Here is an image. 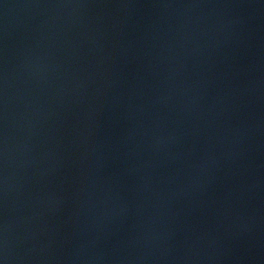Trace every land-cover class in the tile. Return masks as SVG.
Segmentation results:
<instances>
[{
  "label": "water",
  "instance_id": "water-1",
  "mask_svg": "<svg viewBox=\"0 0 264 264\" xmlns=\"http://www.w3.org/2000/svg\"><path fill=\"white\" fill-rule=\"evenodd\" d=\"M264 264V0H0V258Z\"/></svg>",
  "mask_w": 264,
  "mask_h": 264
},
{
  "label": "clouds",
  "instance_id": "clouds-1",
  "mask_svg": "<svg viewBox=\"0 0 264 264\" xmlns=\"http://www.w3.org/2000/svg\"><path fill=\"white\" fill-rule=\"evenodd\" d=\"M7 257L0 258V264H6Z\"/></svg>",
  "mask_w": 264,
  "mask_h": 264
}]
</instances>
